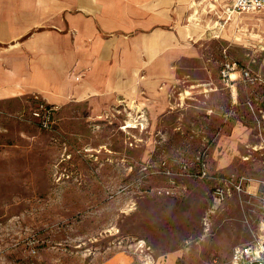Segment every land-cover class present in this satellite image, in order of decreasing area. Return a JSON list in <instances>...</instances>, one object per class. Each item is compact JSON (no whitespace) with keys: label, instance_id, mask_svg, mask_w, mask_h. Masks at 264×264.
Segmentation results:
<instances>
[{"label":"rangeland","instance_id":"374dc122","mask_svg":"<svg viewBox=\"0 0 264 264\" xmlns=\"http://www.w3.org/2000/svg\"><path fill=\"white\" fill-rule=\"evenodd\" d=\"M236 18L198 32L194 63L158 88L167 108L141 91L55 106L42 127L33 98L0 103V264L225 263L264 235V12ZM225 178L246 184L214 208Z\"/></svg>","mask_w":264,"mask_h":264},{"label":"crops","instance_id":"0c3cea01","mask_svg":"<svg viewBox=\"0 0 264 264\" xmlns=\"http://www.w3.org/2000/svg\"><path fill=\"white\" fill-rule=\"evenodd\" d=\"M232 2L0 0V103L37 95L59 107L116 100L126 106L144 91L160 94L155 108H167L159 86L187 72L199 52L198 32L209 35ZM209 4L215 12L202 10Z\"/></svg>","mask_w":264,"mask_h":264},{"label":"built area","instance_id":"2783aa9c","mask_svg":"<svg viewBox=\"0 0 264 264\" xmlns=\"http://www.w3.org/2000/svg\"><path fill=\"white\" fill-rule=\"evenodd\" d=\"M205 1V0H201ZM197 2L194 1L192 8L194 9L193 15L195 16L194 21L199 23L200 20L197 18L199 10L196 8ZM216 6L214 4H209L207 8H203L206 12H215ZM245 12H264V0H233L231 5H227L223 11L226 16L223 21L217 19L209 27L210 36L213 38H218L225 27L226 22L231 19L232 16L236 14H241ZM192 17V15H191ZM208 24L206 25V27ZM237 70V63L234 61H224L221 69V77L225 84L229 85L231 88L234 86V79H232V74ZM241 75L249 77V71L242 69ZM232 84V85H231ZM33 99L37 102L35 108L31 111V116L38 119V122L42 127H49L51 124V119L54 115L55 106L45 102L43 99L35 95ZM258 121H264V108H260L258 111ZM4 117V111L0 109V121ZM142 119V115H140ZM202 176H207V171L205 167H202ZM246 184L243 178H225V180L217 182L212 190V205L214 208L221 205L227 196L230 194L232 187L241 189L242 185ZM261 200L264 203V194L261 196ZM211 264H264V235L256 238L252 242L245 244L236 245L233 250L229 261L225 263H219L217 261Z\"/></svg>","mask_w":264,"mask_h":264},{"label":"bare ground","instance_id":"6f19581e","mask_svg":"<svg viewBox=\"0 0 264 264\" xmlns=\"http://www.w3.org/2000/svg\"><path fill=\"white\" fill-rule=\"evenodd\" d=\"M232 79L233 78H235L236 77V74H232ZM187 94H189V92L187 91ZM144 116V115H143ZM127 123H128V125H127V127H130L131 125H134V124H142L143 126H145V122H142V121H136V120H134V119H130V120H128L127 121Z\"/></svg>","mask_w":264,"mask_h":264}]
</instances>
